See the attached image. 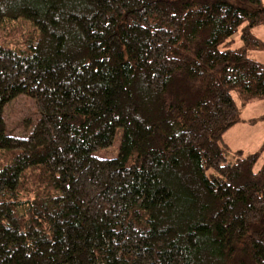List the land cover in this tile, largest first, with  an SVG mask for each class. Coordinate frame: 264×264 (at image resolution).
<instances>
[{
    "label": "trees",
    "instance_id": "16d2710c",
    "mask_svg": "<svg viewBox=\"0 0 264 264\" xmlns=\"http://www.w3.org/2000/svg\"><path fill=\"white\" fill-rule=\"evenodd\" d=\"M13 21L31 30L0 42V264H264L263 145L223 139L233 93L264 98L261 0H0ZM19 95L35 122L9 134Z\"/></svg>",
    "mask_w": 264,
    "mask_h": 264
},
{
    "label": "rangeland",
    "instance_id": "374dc122",
    "mask_svg": "<svg viewBox=\"0 0 264 264\" xmlns=\"http://www.w3.org/2000/svg\"><path fill=\"white\" fill-rule=\"evenodd\" d=\"M264 5V0H261ZM28 23L6 22L0 25V42H5L13 48L22 46L21 39L26 36L25 32L30 31ZM253 35L264 44V25L255 26L252 29ZM19 33V35H17ZM248 56L254 60L264 63V48L251 49L247 52ZM235 101L240 106V119L231 126L223 135L224 141L233 150H242L245 153L260 151L263 145L264 150V98H251L245 104L241 105V99L238 94L233 93ZM6 132L12 134H23L29 131L34 124L36 116L32 100L19 95L11 100L4 109ZM33 118L30 123L24 122L27 118ZM31 124V126H30ZM121 130L116 133L113 145L108 148H100L95 154L98 157H113L117 154L120 141ZM263 154L255 164L254 169H259L264 162Z\"/></svg>",
    "mask_w": 264,
    "mask_h": 264
}]
</instances>
